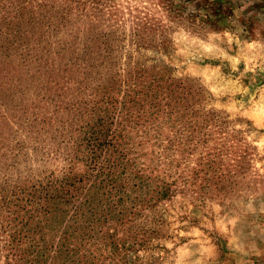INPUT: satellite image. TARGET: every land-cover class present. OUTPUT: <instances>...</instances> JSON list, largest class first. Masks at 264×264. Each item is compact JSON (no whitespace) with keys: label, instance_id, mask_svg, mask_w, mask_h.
<instances>
[{"label":"rangeland","instance_id":"374dc122","mask_svg":"<svg viewBox=\"0 0 264 264\" xmlns=\"http://www.w3.org/2000/svg\"><path fill=\"white\" fill-rule=\"evenodd\" d=\"M195 1L0 0V196L80 178L90 110L134 91L121 122L147 178L128 183L131 231L111 227L124 261L101 248L95 264H264V0H221L219 16ZM57 204L36 206L54 210L37 219L54 243Z\"/></svg>","mask_w":264,"mask_h":264},{"label":"trees","instance_id":"16d2710c","mask_svg":"<svg viewBox=\"0 0 264 264\" xmlns=\"http://www.w3.org/2000/svg\"><path fill=\"white\" fill-rule=\"evenodd\" d=\"M174 2L177 0H170L169 3ZM195 2L201 5L208 4V11L215 16H219L223 11L221 0ZM7 22L6 18H0V26ZM133 92L129 87L123 91V100L118 105L123 111H117L116 114L118 102L110 95L106 98L109 108L90 110L91 117H96L97 120L95 119L93 125L86 129L85 137L76 142L81 155L75 159L84 161L87 169L80 178L72 177L75 175L71 169L61 180L48 178L46 184L37 181L22 189L18 187L12 189L9 196H0V255L6 264H59L60 259L70 264L69 260L81 262L82 258L85 264H95L98 258L93 261L97 257L94 251L98 252L101 248H104L103 252L108 253L104 258L101 253L100 260L112 258L119 262L124 261V256L118 255L121 242L116 243L111 227L115 225L119 229L123 227L125 231H131V227H126L123 223L125 218L123 208L130 193L128 183L136 179L139 186L133 184L132 187L137 189L136 191L138 189L142 191L147 178L144 171L135 163L137 158L131 160L128 157L134 155V150L128 148L130 138L124 134L125 123L121 122L122 118H125V122H134L130 118V110L126 107L133 98L131 95ZM119 114L121 117H118ZM100 178L99 184L93 185L91 191L101 190L95 199L102 198L105 203L102 202V205L93 208L95 199H79L80 194L85 191L82 184L89 181L97 182ZM145 187L147 188V185ZM165 191H162L164 196ZM45 200L57 201L59 205L57 208L64 214L63 220L54 221L57 226L65 225L63 234L58 237L56 243L53 239L56 231L49 239L44 238L45 235L37 236L44 229L37 221L38 215L42 213L52 215L54 212L48 206L36 207L39 202ZM78 234L79 237H76ZM74 239L77 245L73 243ZM1 251L5 253L2 254Z\"/></svg>","mask_w":264,"mask_h":264}]
</instances>
